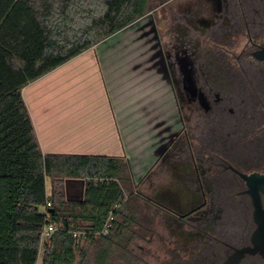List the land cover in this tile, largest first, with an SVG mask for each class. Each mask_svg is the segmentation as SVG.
<instances>
[{
  "label": "flooded vegetation",
  "instance_id": "af4514ba",
  "mask_svg": "<svg viewBox=\"0 0 264 264\" xmlns=\"http://www.w3.org/2000/svg\"><path fill=\"white\" fill-rule=\"evenodd\" d=\"M161 9L155 22L179 128L135 197L169 230L166 264H225L253 247L257 228L243 176L264 174V60L256 55L264 0H164L148 13ZM248 201L252 219L241 225ZM239 264L264 257L246 254Z\"/></svg>",
  "mask_w": 264,
  "mask_h": 264
},
{
  "label": "trees",
  "instance_id": "16d2710c",
  "mask_svg": "<svg viewBox=\"0 0 264 264\" xmlns=\"http://www.w3.org/2000/svg\"><path fill=\"white\" fill-rule=\"evenodd\" d=\"M91 1L98 11L81 12L89 0H0V264H39L41 250L40 264H73L79 248L74 232L83 233L85 241H108L110 235L127 231L116 220L124 200L117 180L122 162L44 155L22 96L29 84L148 13V0ZM74 15L81 23L71 30L77 20ZM76 180L85 182L86 191L84 200L73 206L80 207L81 217L91 222L82 230L59 214L64 207L58 200L59 185ZM47 203L54 211L49 216L42 212ZM111 215L109 235L96 238ZM50 223L59 232L41 244L43 229Z\"/></svg>",
  "mask_w": 264,
  "mask_h": 264
},
{
  "label": "crops",
  "instance_id": "0c3cea01",
  "mask_svg": "<svg viewBox=\"0 0 264 264\" xmlns=\"http://www.w3.org/2000/svg\"><path fill=\"white\" fill-rule=\"evenodd\" d=\"M22 96L44 155L109 157L122 162L117 180L124 193L123 207L129 202L131 210L139 199L137 183L179 128L151 13L29 84ZM125 185L130 191H125ZM85 191V182L78 180L60 183L58 191L67 204L60 208V216L81 230L91 222L73 204L84 200Z\"/></svg>",
  "mask_w": 264,
  "mask_h": 264
},
{
  "label": "rangeland",
  "instance_id": "374dc122",
  "mask_svg": "<svg viewBox=\"0 0 264 264\" xmlns=\"http://www.w3.org/2000/svg\"><path fill=\"white\" fill-rule=\"evenodd\" d=\"M90 1L85 4V7L80 8L81 12L84 8V12H86V9L98 11L96 2L92 3ZM162 1L164 0H148L146 11L156 8ZM162 11L163 9L155 12L154 18L157 17V13L159 14ZM75 17L77 20L71 26V30H75L81 23L79 21L80 17ZM90 17H92L91 13ZM50 184L51 182L48 180V189L50 188ZM124 188L125 191H130L129 185H125ZM58 200L63 202L64 206L67 205L63 194L59 195L58 193ZM236 200H240V197ZM132 205L134 206L133 210L129 209V202H127L126 206L123 207L124 209H122L124 219H118V222L123 223L122 225L125 226L127 231L119 237L114 236V234L110 235L108 241H83L80 239L78 243L79 248L76 250V260L73 264H166L167 262H172L173 255L170 256L167 251H169L170 242L173 239L170 237L169 230L162 218L159 215L153 216L150 210L146 209L144 203L139 201V199L134 200ZM248 206L249 209L246 211L247 218L244 215H240L238 218L241 225L245 223V219H252V208L249 201ZM221 216L224 215L222 214ZM160 238L166 240L165 244H168L167 247H164V244L160 242ZM148 240H151V242ZM111 241L112 247L107 251L108 255L103 257L102 253L104 250H107L108 244ZM176 251L178 252L179 250L176 249ZM43 252L41 250L39 264L41 263ZM178 253L180 256H184L181 252ZM223 260L221 259V262Z\"/></svg>",
  "mask_w": 264,
  "mask_h": 264
},
{
  "label": "water",
  "instance_id": "95a60500",
  "mask_svg": "<svg viewBox=\"0 0 264 264\" xmlns=\"http://www.w3.org/2000/svg\"><path fill=\"white\" fill-rule=\"evenodd\" d=\"M257 57L264 60V49L258 52ZM249 187L248 194L252 199L253 218L257 228L252 236L253 247L238 250L225 264H239L242 258L248 255H254L260 252L264 257V204L262 197L264 196V174H253L251 176H243ZM54 211L50 210L49 214Z\"/></svg>",
  "mask_w": 264,
  "mask_h": 264
},
{
  "label": "built area",
  "instance_id": "2783aa9c",
  "mask_svg": "<svg viewBox=\"0 0 264 264\" xmlns=\"http://www.w3.org/2000/svg\"><path fill=\"white\" fill-rule=\"evenodd\" d=\"M49 208H51V203H47L45 207H43L42 212L49 216ZM114 218L113 216H110L104 226V228L96 233V236H108L110 233V229L112 228V222ZM59 232V227L55 224H48L44 227L43 232H42V239H41V244H43L46 240L50 239L53 235ZM73 236L76 240H80L82 236H84L83 233L80 232H74Z\"/></svg>",
  "mask_w": 264,
  "mask_h": 264
}]
</instances>
